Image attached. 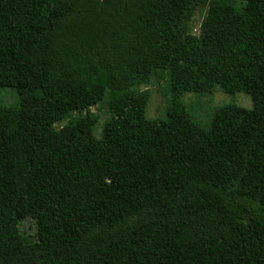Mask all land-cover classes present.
Returning a JSON list of instances; mask_svg holds the SVG:
<instances>
[{
    "label": "trees",
    "instance_id": "obj_1",
    "mask_svg": "<svg viewBox=\"0 0 264 264\" xmlns=\"http://www.w3.org/2000/svg\"><path fill=\"white\" fill-rule=\"evenodd\" d=\"M3 90L0 264H264V0H0Z\"/></svg>",
    "mask_w": 264,
    "mask_h": 264
},
{
    "label": "rangeland",
    "instance_id": "obj_2",
    "mask_svg": "<svg viewBox=\"0 0 264 264\" xmlns=\"http://www.w3.org/2000/svg\"><path fill=\"white\" fill-rule=\"evenodd\" d=\"M206 16L207 9H199L195 12L190 25V30L193 35L199 36L200 26ZM167 89L168 82L161 79H154L152 84L146 88L149 93L147 117L150 120H165L167 118ZM17 98V95L11 90L0 91V103L7 107L15 105ZM182 100L193 117L202 126L208 125L213 113L220 107L236 105L246 110H252L254 107L252 99L249 96L245 94L230 96L224 94L220 90L210 96L188 94L183 96ZM92 112L101 118V122L96 131L97 136H100L102 125L109 118V114L105 106H98L94 108ZM21 230L29 237H34L36 233L35 224L30 220L22 224Z\"/></svg>",
    "mask_w": 264,
    "mask_h": 264
}]
</instances>
